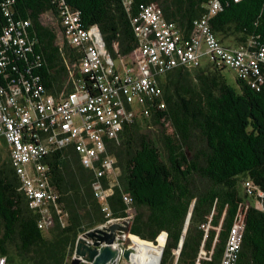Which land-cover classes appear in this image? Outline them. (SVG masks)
Returning <instances> with one entry per match:
<instances>
[{"label": "trees", "instance_id": "16d2710c", "mask_svg": "<svg viewBox=\"0 0 264 264\" xmlns=\"http://www.w3.org/2000/svg\"><path fill=\"white\" fill-rule=\"evenodd\" d=\"M211 2L216 9L209 15ZM147 5L183 36L207 17L218 42L243 50L258 72L246 78L233 73L230 85L221 73L226 68L205 61L158 76L154 103L162 107L150 104L148 117L125 123L120 144L108 145L117 172L116 181L102 180L110 216L128 217L137 235H128L129 243L148 253L149 264H157L162 245L158 264H193L202 242L199 225L208 217L211 226L219 225L212 255L217 259L231 217L244 204L234 264H264V60L257 57L264 55V0H0V87L17 86L24 96L37 87L66 96L75 88L80 52L62 36V14L96 26L111 58L125 59L139 46L132 21ZM150 127L159 128L157 138L146 132ZM43 163L56 194L46 205L52 223L44 230L38 227L42 213L29 208L9 154L0 149V257L7 264H70L79 229L107 220L93 196L94 171L73 148L51 151ZM245 181L263 196H247ZM213 236L210 231L206 250ZM145 252L140 264L148 263Z\"/></svg>", "mask_w": 264, "mask_h": 264}, {"label": "built area", "instance_id": "2783aa9c", "mask_svg": "<svg viewBox=\"0 0 264 264\" xmlns=\"http://www.w3.org/2000/svg\"><path fill=\"white\" fill-rule=\"evenodd\" d=\"M215 9L216 3L211 2L209 15ZM62 15V36L80 52L74 90L56 97L37 87L27 89L30 95L24 96L17 86L8 91L0 87V149L9 154L29 208L42 213L38 222L42 230L52 223L46 205L56 199L45 178L43 158L49 152L73 148L81 164L94 171L93 196L101 204L105 223L122 220L111 218L108 190L103 188V179L112 183L117 175L115 161L107 154V148L120 144L125 123L149 116V106L160 94L158 76L180 65L196 67L203 59L231 70L240 78L255 76L258 72L255 59L241 49H227L218 42L207 17L195 20L193 33L183 36L173 22L161 18L156 6H141L139 15L132 21L139 39L137 50L125 59H112L96 26L86 28L77 15ZM14 42L20 46L25 44L23 38H16ZM257 57L264 60L262 53ZM154 105L162 107L160 103ZM242 189L247 196H263L249 182H243ZM123 199L129 201L127 197ZM255 206H260L257 200ZM245 209L244 204L236 207L217 259L212 255L218 242L219 225L211 226L210 217L199 225L203 231L202 242L193 264H234ZM225 216L226 212L222 211L220 221ZM210 231H214V236L206 250L204 242ZM0 264H7L5 257H0Z\"/></svg>", "mask_w": 264, "mask_h": 264}, {"label": "water", "instance_id": "95a60500", "mask_svg": "<svg viewBox=\"0 0 264 264\" xmlns=\"http://www.w3.org/2000/svg\"><path fill=\"white\" fill-rule=\"evenodd\" d=\"M189 216L190 210L185 219L182 235L187 226ZM131 234L135 235L130 231V222L128 219L99 225L87 231L84 228H80L70 264H116L119 258L130 262L133 250L129 246V239L126 237ZM161 234H163L165 240V233ZM119 241L121 242L120 245L118 243ZM154 241L156 242V240ZM181 242L182 236L176 248V254L180 249ZM151 243L154 242L151 241ZM162 247L163 245L159 250V259ZM159 259L157 264L159 263Z\"/></svg>", "mask_w": 264, "mask_h": 264}, {"label": "rangeland", "instance_id": "374dc122", "mask_svg": "<svg viewBox=\"0 0 264 264\" xmlns=\"http://www.w3.org/2000/svg\"><path fill=\"white\" fill-rule=\"evenodd\" d=\"M44 21L47 23V22H49V19H47V17H45L44 18ZM206 60L205 59H203V62H205ZM222 76L225 78V80H226V82L228 83V84H230V85H233L234 84V77H233V72L232 71H230V70H228V69H223L222 70ZM140 119H142V118H140ZM146 132L148 133V134H150V136L151 137H154V138H157L158 137V133H159V128H157V127H150V128H148V129H146ZM79 236V235H78ZM129 245H131L132 247H139V248H141L140 246H138V245H136V244H131V243H129ZM142 250H140V252L138 253V259L140 260V257H141V255H142V252H141ZM175 253V252H174ZM176 254V253H175ZM148 260H150L149 259V256H148ZM130 262H127V261H125L124 259H120L119 260V262H118V264H129ZM139 264H140V262H139Z\"/></svg>", "mask_w": 264, "mask_h": 264}, {"label": "bare ground", "instance_id": "6f19581e", "mask_svg": "<svg viewBox=\"0 0 264 264\" xmlns=\"http://www.w3.org/2000/svg\"><path fill=\"white\" fill-rule=\"evenodd\" d=\"M129 246L131 247V245H129ZM131 248L133 250V253H132V256L130 257V263L129 264H139L140 260L138 259V253L140 252V250H142L143 252H145V251L142 248H139V247H136V246L135 247H131ZM146 253L147 252H145V254ZM147 258H148V255H147ZM147 264H149V260H148Z\"/></svg>", "mask_w": 264, "mask_h": 264}, {"label": "flooded vegetation", "instance_id": "af4514ba", "mask_svg": "<svg viewBox=\"0 0 264 264\" xmlns=\"http://www.w3.org/2000/svg\"><path fill=\"white\" fill-rule=\"evenodd\" d=\"M101 225H103V224H101ZM85 230L87 231V230H90V229H85ZM118 243H119V245L121 244V242H120V241H119Z\"/></svg>", "mask_w": 264, "mask_h": 264}, {"label": "clouds", "instance_id": "9594fccd", "mask_svg": "<svg viewBox=\"0 0 264 264\" xmlns=\"http://www.w3.org/2000/svg\"><path fill=\"white\" fill-rule=\"evenodd\" d=\"M123 220V219H122ZM103 224H106V223H103ZM99 226V225H98ZM97 227V226H96ZM156 240V239H155Z\"/></svg>", "mask_w": 264, "mask_h": 264}]
</instances>
